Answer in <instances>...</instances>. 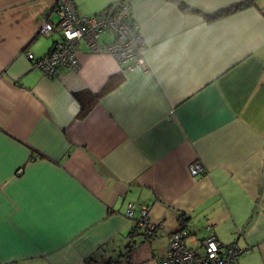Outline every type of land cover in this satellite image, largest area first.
<instances>
[{
    "label": "crops",
    "instance_id": "obj_1",
    "mask_svg": "<svg viewBox=\"0 0 264 264\" xmlns=\"http://www.w3.org/2000/svg\"><path fill=\"white\" fill-rule=\"evenodd\" d=\"M55 1L0 0V264H159L180 216L188 246L214 234L264 264V0L212 21L244 0H73L127 1L145 67L81 42L79 68L47 77L26 53L59 38Z\"/></svg>",
    "mask_w": 264,
    "mask_h": 264
},
{
    "label": "built area",
    "instance_id": "obj_2",
    "mask_svg": "<svg viewBox=\"0 0 264 264\" xmlns=\"http://www.w3.org/2000/svg\"><path fill=\"white\" fill-rule=\"evenodd\" d=\"M53 10L58 18L56 28L59 31V38L55 39L48 53L40 59L33 53H26L30 65L42 71L45 76L55 77L59 71L67 68L78 69L77 54L81 42L85 44L87 51L106 52L128 70L145 67L143 59L146 46L127 1H122L105 11L84 15L77 11L73 0H56ZM38 30L39 33L49 34L54 30V25L44 21ZM103 33L111 35L112 41L101 46L98 37ZM188 168L190 174L194 176L204 172V167L198 160L192 161ZM126 207V216L132 218L133 204L128 203ZM148 213L149 207L141 206L135 225L143 230L155 231L160 226L150 221ZM185 235L186 233L182 231L168 236L166 254L159 264H239V257L245 252L235 240L223 244L214 234L203 239L200 248L190 247L183 240Z\"/></svg>",
    "mask_w": 264,
    "mask_h": 264
},
{
    "label": "trees",
    "instance_id": "obj_3",
    "mask_svg": "<svg viewBox=\"0 0 264 264\" xmlns=\"http://www.w3.org/2000/svg\"><path fill=\"white\" fill-rule=\"evenodd\" d=\"M178 2V5L179 7L182 8V10H186V11H196L194 10V8L184 4L182 1L180 0H177ZM255 4V0H244V1H241V2H238L236 4H233L231 6H228V7H224V8H220L219 10L213 12V13H207V14H203L204 18L207 20V21H212V20H215V19H220V17H223V16H226L230 13H233L235 11H238V10H241L243 8H246V7H249V6H252ZM117 5V4H116ZM112 6H115V5H112ZM81 113H85V109H81L80 110ZM188 218L184 217V216H180L179 217V222H180V228L178 231L176 232H182L185 230V226H186V221H187ZM143 230V229H142ZM185 232V231H184ZM175 233V232H174ZM144 234H147V236H152L154 234V230H147V229H144Z\"/></svg>",
    "mask_w": 264,
    "mask_h": 264
}]
</instances>
